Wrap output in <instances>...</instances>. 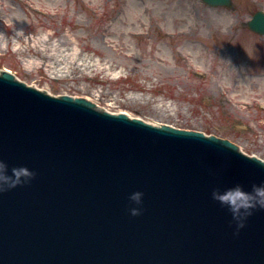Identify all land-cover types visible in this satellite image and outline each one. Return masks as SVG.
Wrapping results in <instances>:
<instances>
[{
  "label": "water",
  "instance_id": "95a60500",
  "mask_svg": "<svg viewBox=\"0 0 264 264\" xmlns=\"http://www.w3.org/2000/svg\"><path fill=\"white\" fill-rule=\"evenodd\" d=\"M247 26L264 36V11ZM0 158L37 171L0 191V264H264V209L236 234L211 195L264 182V163L229 140L112 115L0 72Z\"/></svg>",
  "mask_w": 264,
  "mask_h": 264
},
{
  "label": "rangeland",
  "instance_id": "374dc122",
  "mask_svg": "<svg viewBox=\"0 0 264 264\" xmlns=\"http://www.w3.org/2000/svg\"><path fill=\"white\" fill-rule=\"evenodd\" d=\"M232 2L0 0V72L264 163V36L247 26L264 0Z\"/></svg>",
  "mask_w": 264,
  "mask_h": 264
},
{
  "label": "clouds",
  "instance_id": "9594fccd",
  "mask_svg": "<svg viewBox=\"0 0 264 264\" xmlns=\"http://www.w3.org/2000/svg\"><path fill=\"white\" fill-rule=\"evenodd\" d=\"M22 33V29L18 30ZM0 158V191H7L20 185L32 183L37 176V171L28 164L11 166ZM212 198L219 202L220 206L226 208L232 215L235 223V232L245 226L248 217L258 209H264V182L253 183L251 189L243 183H235L230 186H216L212 189ZM145 192L141 189L130 194V212L132 215H140L144 208Z\"/></svg>",
  "mask_w": 264,
  "mask_h": 264
},
{
  "label": "bare ground",
  "instance_id": "6f19581e",
  "mask_svg": "<svg viewBox=\"0 0 264 264\" xmlns=\"http://www.w3.org/2000/svg\"><path fill=\"white\" fill-rule=\"evenodd\" d=\"M6 73V72H5ZM8 73V75L9 76H11L12 77V75H11V73L10 72H7ZM123 114H125V113H123ZM126 115V114H125ZM131 118V117H130ZM133 119H135V120H137L136 118H133Z\"/></svg>",
  "mask_w": 264,
  "mask_h": 264
}]
</instances>
